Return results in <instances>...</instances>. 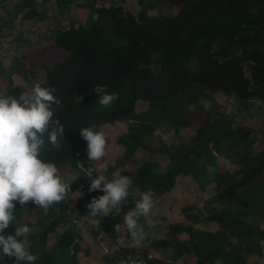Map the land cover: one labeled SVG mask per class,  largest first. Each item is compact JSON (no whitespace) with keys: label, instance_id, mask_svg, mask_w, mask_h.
Instances as JSON below:
<instances>
[{"label":"trees","instance_id":"16d2710c","mask_svg":"<svg viewBox=\"0 0 264 264\" xmlns=\"http://www.w3.org/2000/svg\"><path fill=\"white\" fill-rule=\"evenodd\" d=\"M166 2L179 8L173 16L136 17L120 4L101 6L95 15L90 10L85 25L60 29L53 35V43L68 56L49 67L40 84L54 88V95L62 100L58 115L65 129L59 138L63 145L59 152L52 149L45 134L42 158L53 160L59 169L67 166L70 178L76 174L71 189L72 193L80 191L82 198L75 204L74 223L50 248L46 246L48 235L55 233L68 215L66 201L52 205L47 215L31 202L27 209L17 204L16 220L5 232L14 234L23 212H35L38 231L32 235L29 248L38 257L34 264H78L80 236L74 226L90 214L86 206L91 199L103 195L88 192L95 176L86 175L83 182L78 174L84 172L80 166H90L87 154L78 153V142L83 140L79 133L92 124L100 130L103 125L122 122L128 129L117 143L123 145L124 154L115 166L106 168L107 173L122 169L126 160L132 164L137 151L146 148L141 136L152 134L156 126L172 127L178 135L197 125L186 146H171L164 151L168 157L164 166L150 160L134 172H120L133 180L131 189L142 194L151 188L154 198L172 193L179 177H191L201 192L212 185L214 195L204 207L205 221L216 224L217 229L194 228V262L243 264L231 239L246 240L258 233L247 218L248 208L264 206V193L255 191L264 179V141L262 150L254 153L257 141L264 140V125L257 134L249 128L231 126L233 122L218 113L217 107L206 110L202 102L208 99L207 92L229 95L241 102H264V0ZM54 3L63 16L75 0ZM38 17L45 18V14L29 9L21 19ZM96 85H107L108 93L118 94L119 99L110 107L101 106L93 91ZM138 101L146 102L147 109L136 114ZM217 158L226 159L236 169L208 171L216 168ZM192 208L188 205L182 210ZM185 217L201 221L198 216ZM109 232L113 234L112 229ZM177 256L184 261L183 253L178 251ZM143 258L147 264H166L145 254ZM6 264L13 261L8 258Z\"/></svg>","mask_w":264,"mask_h":264},{"label":"rangeland","instance_id":"374dc122","mask_svg":"<svg viewBox=\"0 0 264 264\" xmlns=\"http://www.w3.org/2000/svg\"><path fill=\"white\" fill-rule=\"evenodd\" d=\"M116 4L122 5L124 10L130 11L136 17L141 14L173 16L179 9L177 6H169L166 0H75V3L70 6V11L60 16L54 4L51 6L44 4V10L40 11L38 10L40 3L36 0H0V94L18 96L23 92L21 87H30L36 82L42 83L46 70L59 64L68 56L67 51L53 43L52 37L55 32L60 29L83 26L90 10L96 14L99 7H112ZM29 9H35L38 13L43 12L45 18L38 17L28 21L21 19ZM207 95L208 99L202 102L203 108L209 110L217 107L218 113L220 112L227 121L233 122L231 126L249 128L255 134L263 130L264 102L256 100L241 102L229 95L212 94V92H207ZM189 106L192 109L195 108L194 104ZM146 109L147 103L138 101L135 113L138 114ZM212 119L217 117L213 116ZM127 129L128 125L123 122L100 127V130L108 136V154L103 161H88L90 166H80L84 172L78 174L83 182L87 176L96 175L95 171L90 172V170H98L100 163H106L107 167L115 166L117 158L124 154V147L118 144L117 140L123 137ZM196 129L197 125L194 124L177 135L172 127L156 126L152 134L141 136L146 148L137 151L132 157L135 158L134 162L132 161L131 164L129 160H126L124 167L118 170L134 172L140 164L150 160L164 166L168 162L164 151L171 146H186L188 140L193 138ZM263 141L262 138L257 141L254 145V153L262 150ZM86 149L87 142L79 140L78 153L81 152L86 157ZM216 162V168H209L208 171L224 172L236 169L235 165L224 158H217ZM59 170L66 179H72L67 166L64 165ZM113 172L115 171L107 173L105 170L102 174L111 179ZM212 188L213 186L209 185L205 192H201L191 177H179L173 192L154 198L155 205L151 212L147 216L140 217V227L136 237L131 236L124 227L123 221V216L135 207L138 198L141 197L137 189H131L132 195L126 203L130 205L125 204L119 215L110 213L104 217H94L89 214L82 217L74 226L80 236L77 241L80 247V254L77 255L78 264H123L124 261L130 262L134 259H142L147 264L143 258L144 254L147 258L152 257L166 264H195L192 231L194 228L217 229L216 224H208L205 221L207 213L204 207L214 195ZM255 191L263 195V178ZM74 192L65 199L68 205L66 215H68L65 220L59 222L56 232L48 235L47 248L56 242L58 235L74 223L75 204L82 198V195L79 196ZM188 205L193 208L183 211L182 209ZM55 211H58L57 207ZM228 212L234 213V211ZM185 214L191 217L198 216L201 221L194 222L185 217ZM248 214L247 221L256 228L258 233L246 240L234 238L231 240L234 241L243 264H264V206H252L248 208ZM19 223L20 225L28 224L34 229L28 237L31 242L32 235L38 231L35 212H23ZM117 224L121 226L119 230L116 229ZM110 229L113 230V234L109 232ZM97 230L99 233L95 235ZM106 230L108 232H105ZM178 251L185 256L184 261L177 256ZM215 264L221 263L217 261Z\"/></svg>","mask_w":264,"mask_h":264},{"label":"clouds","instance_id":"9594fccd","mask_svg":"<svg viewBox=\"0 0 264 264\" xmlns=\"http://www.w3.org/2000/svg\"><path fill=\"white\" fill-rule=\"evenodd\" d=\"M21 88L23 92L18 96L0 94V264H6L8 258L13 264H34L38 259L29 250L32 227L16 225L14 234L5 232L16 220L17 204L27 209L31 202L47 215L52 205L64 201L72 193L71 184L77 180L75 174L72 179H66L53 160L42 158L45 134L52 149L63 150L59 138L65 126L58 115L63 102L54 95L56 90L39 82ZM93 91L103 107H110L119 99L118 94L108 93L107 85H96ZM79 135L87 142V160L103 161L108 154L107 134L92 124L83 127ZM106 168V163H100L98 170H90L96 175L91 179L88 192L103 193L93 197L86 206L87 212L94 217L110 213L119 215L132 195L134 182L131 177L116 170L109 179L102 174ZM74 193L82 195L80 191ZM154 196V190L147 189L135 207L123 216L124 227L132 237L137 235L140 217L147 216L153 209ZM120 227L116 225L117 230ZM132 264L142 262L133 261Z\"/></svg>","mask_w":264,"mask_h":264},{"label":"crops","instance_id":"0c3cea01","mask_svg":"<svg viewBox=\"0 0 264 264\" xmlns=\"http://www.w3.org/2000/svg\"><path fill=\"white\" fill-rule=\"evenodd\" d=\"M28 1H30V0H28ZM38 3H40V5L38 6V10L40 9V11H43L44 9H43V5L45 4V5H50L51 6V4H54L55 5V3H54V0H36ZM42 7V8H41ZM52 23V22H51ZM56 50V49H55ZM115 124H117V123H115ZM115 124H113V125H115ZM80 254V253H79ZM79 258H81V256L79 257Z\"/></svg>","mask_w":264,"mask_h":264},{"label":"built area","instance_id":"2783aa9c","mask_svg":"<svg viewBox=\"0 0 264 264\" xmlns=\"http://www.w3.org/2000/svg\"><path fill=\"white\" fill-rule=\"evenodd\" d=\"M133 261H141L142 264H146L145 261L142 260V259H134V260H132V261H130V262H125V261H124L123 264H132Z\"/></svg>","mask_w":264,"mask_h":264}]
</instances>
